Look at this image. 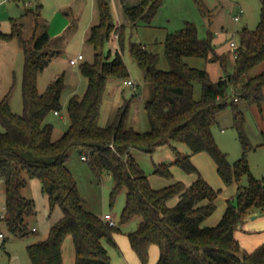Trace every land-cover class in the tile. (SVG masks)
Masks as SVG:
<instances>
[{"label":"trees","instance_id":"16d2710c","mask_svg":"<svg viewBox=\"0 0 264 264\" xmlns=\"http://www.w3.org/2000/svg\"><path fill=\"white\" fill-rule=\"evenodd\" d=\"M96 1L99 22L92 26L87 38L94 48V60L80 66L88 85L82 97H70L68 128L57 139L53 136L54 126L46 118L62 108L64 79L57 77L42 93L38 89L39 74L56 56L45 51L49 32L34 34L29 43L14 20L11 33L0 32L5 40L17 36L24 52L23 112L17 114L11 110V90L0 98V124L4 128L0 129V179L6 184L5 214L1 220L16 236L29 233L26 216L33 213L34 206L22 191L28 178H37L51 206L58 205L63 215L51 226L46 239L27 246L31 262L64 264L62 245L71 236L74 264H113L104 241L115 244L114 233L120 228L110 226L101 216L85 208L77 181L66 164L69 150L77 147L81 156L87 155L86 161L98 177L103 170L112 176V201L121 190H127L120 223L134 217L141 219L137 229L128 233L141 264L148 263L153 246L158 248L154 264H264V242L248 252L237 238L245 217L254 211H264V176L257 179L250 175L249 184L238 189L237 205L230 201L220 222L206 226L204 222L216 209L219 190L201 177L191 159L196 153H209L227 185L250 173L247 156L253 146L244 131L242 112L234 103L240 98L264 102V70L249 75L264 61V8L256 29H244L235 55L234 72L227 78L213 80L208 71L186 62V57H203L222 66L227 63L226 54L215 49L213 34L200 38L191 23L166 36L164 47L170 70L157 69V54L131 44L130 53L151 89L145 101L150 129L141 132L127 125L129 103L119 108L111 125H99L109 79H126L129 70L123 58L125 26L113 21L107 0ZM163 2L139 0L136 5L126 7L131 25L150 24ZM113 34L118 36L119 47L105 50ZM196 81L202 83V96L198 100L194 98ZM230 91L236 94L235 125L243 148L242 157L233 164L218 148L213 135L218 114L228 105ZM172 142L185 144L190 153L180 152ZM162 145L173 147L174 164L197 173V179L190 186L175 182L153 187L131 153L132 150L151 153ZM170 167L171 164H155L154 173L169 178ZM172 199H176L174 205L169 203Z\"/></svg>","mask_w":264,"mask_h":264},{"label":"rangeland","instance_id":"374dc122","mask_svg":"<svg viewBox=\"0 0 264 264\" xmlns=\"http://www.w3.org/2000/svg\"><path fill=\"white\" fill-rule=\"evenodd\" d=\"M113 21L124 25L123 58L129 70V76L135 83V88L125 85V79L111 77L108 81L101 106L99 125H111L121 106L129 103L127 125L145 132L150 129L145 101L151 95L149 85L144 81L142 69L130 53L131 44L145 47L147 51L157 54L156 68L170 70L171 63L165 53L166 36L185 27L186 23L193 24L200 38L213 34L215 49L227 56L226 66L220 63L208 62L203 57H186V62L198 69L208 71L211 79L227 78L234 72L235 55L231 45L237 47L241 43L244 29L255 30L260 19L264 0H164L150 24L139 23L131 25L121 0H107ZM41 5V6H39ZM240 20L235 17L240 14ZM95 25L99 22V11L96 0H0V32L11 33L12 21L17 22L23 38L30 43L34 34L40 35L47 30L50 39L45 51L55 53L52 62L39 74L38 89L42 93L57 77L64 79L60 111L52 112L46 118L47 123L54 126L53 136L61 137L68 128L69 118L67 105L73 95L82 97L88 85V79L81 71V64L94 60V48L88 43L90 33L89 22L93 15ZM86 27V28H85ZM64 30V31H63ZM61 31H63L61 33ZM117 34H113L105 50L118 47ZM83 54L85 60L76 66H71L69 60ZM24 70V52L17 36L5 40L0 36V98L11 90L10 107L14 113L23 112L22 77ZM264 70V61L249 75H255ZM246 79V77H245ZM244 80V79H243ZM242 80V81H243ZM202 96V83H194V98ZM236 94L230 91L228 105L218 114V123L213 127V135L218 148L227 154L228 161L233 164L243 155L239 132L235 125L233 102ZM242 112L244 131L253 146L248 153L250 173L225 184L217 171V165L207 152L192 155L191 159L201 177L215 190H219L216 199V209L207 219L216 221L222 219L228 203L237 205V192L240 186L249 184L250 175L259 179L264 176V102L256 103L240 98L234 103ZM0 129L4 128L0 124ZM184 154L190 153L189 148L182 143L172 142ZM134 157L148 175L152 186L164 187L168 183L181 182L190 186L198 177L196 172H187L174 164L175 151L171 145H162L151 153L136 150ZM171 164L172 176L169 178L154 173L155 164ZM67 167L75 177L84 206L87 210L99 216L111 213L117 221L120 230L114 233L115 244L105 242L113 264H141L138 255L132 249L128 233L136 230L140 218L134 217L120 223L122 211L126 204L127 190H121L115 199L111 200V190L114 185L112 176L103 170L98 177L91 169L89 162L81 157V150L73 147L69 150ZM168 184V185H169ZM155 187V186H154ZM34 206L32 214L26 216L29 233L25 236L12 234L4 220H0V264H33L27 252L31 243L48 237L51 226L58 221L63 213L58 205L51 206L48 195L43 191L41 181L28 178L27 185L22 191ZM6 184L0 179V215L5 214ZM175 199L169 203L174 205ZM260 211L249 213L245 217L243 230L237 232L241 246L248 252L254 251L260 244L264 233L257 231L263 226ZM215 224V225H216ZM116 226V227H117ZM214 226V225H213ZM257 229V230H256ZM260 236V237H259ZM242 240L244 243H242ZM262 243V242H260ZM158 250L153 246L150 250L147 264H154ZM64 264L75 263V247L71 236L65 238L62 245ZM155 261V262H154Z\"/></svg>","mask_w":264,"mask_h":264},{"label":"crops","instance_id":"0c3cea01","mask_svg":"<svg viewBox=\"0 0 264 264\" xmlns=\"http://www.w3.org/2000/svg\"><path fill=\"white\" fill-rule=\"evenodd\" d=\"M139 2V0H121V3H122V5H123V7H124V10L126 9V7H130V6H133V5H136L137 3ZM126 12V11H125ZM94 14V13H93ZM94 17H95V14L93 15V18H92V20L90 19V22H89V30H91V28H92V24L95 22L94 21ZM118 25V24H117ZM86 28V27H85ZM64 31V30H63ZM63 31H61V33L63 32ZM88 36H89V34H88ZM88 36H87V38H88ZM117 40H118V37L116 38ZM118 47H119V44H118ZM118 47H115V49L116 48H118ZM83 60H85V57H84V59ZM83 60H80L79 62H78V64L79 63H81V61H83ZM70 64V63H69ZM71 65V64H70ZM77 65V64H76ZM76 65H71V66H76ZM136 150H132V154H133V156H134V152H135ZM169 184V183H168ZM167 184V185H168ZM166 185V186H167ZM155 186V188H161V187H157V185H154ZM153 186V187H154ZM176 200V199H175ZM176 202V201H175ZM261 212V214L258 216V218L260 219V218H262L263 220H262V224H263V226L261 227V228H257V229H259V230H257V231H255V230H253L252 229V231L250 232L251 234H254V233H258V232H263L264 233V211H260ZM102 217V216H101ZM216 224V221H211V220H206L205 222H204V225H206V226H213V225H215ZM243 230V229H242ZM260 237V236H259ZM237 238H238V235H237ZM260 241H257L259 244H261L260 242H264V235L261 237V239H259ZM242 243H244V241L242 240ZM108 249V248H107ZM156 249L158 250V248L156 247ZM156 258H158L157 257V255H156ZM157 260V259H156ZM155 262V261H154ZM153 264V263H152Z\"/></svg>","mask_w":264,"mask_h":264},{"label":"built area","instance_id":"2783aa9c","mask_svg":"<svg viewBox=\"0 0 264 264\" xmlns=\"http://www.w3.org/2000/svg\"><path fill=\"white\" fill-rule=\"evenodd\" d=\"M2 1H7V0H2ZM241 14H242V11L240 12V14L238 15V16H236L235 17V20L236 21H238V20H240V16H241ZM231 45H232V47H233V50L235 51V52H237V45L234 43V42H232L231 43ZM84 59V55L83 54H79L77 57H74V58H71L70 60H69V63L71 64V65H76V64H78V62L80 61V60H83ZM123 83L125 84V85H128V86H132V87H134L135 88V83H134V81L133 80H131V79H125L124 81H123ZM57 113V112H56ZM82 159L83 160H87L88 159V157H87V155L86 154H83L82 156ZM3 218V215H0V220ZM106 222H108V224L110 225V226H113V227H116L117 225H118V223H117V221L114 219V217H113V215L111 214V213H105L104 214V216L102 217ZM0 236L1 237H3V235L0 233Z\"/></svg>","mask_w":264,"mask_h":264}]
</instances>
